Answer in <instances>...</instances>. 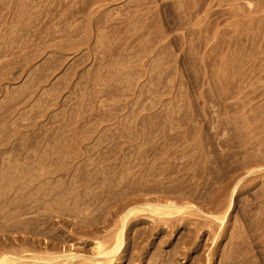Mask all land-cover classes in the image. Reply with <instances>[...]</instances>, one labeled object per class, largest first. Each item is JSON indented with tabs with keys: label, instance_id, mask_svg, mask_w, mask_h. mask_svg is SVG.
Here are the masks:
<instances>
[{
	"label": "rangeland",
	"instance_id": "374dc122",
	"mask_svg": "<svg viewBox=\"0 0 264 264\" xmlns=\"http://www.w3.org/2000/svg\"><path fill=\"white\" fill-rule=\"evenodd\" d=\"M230 197L214 264L238 233L234 262L264 264V0H0V223L68 231L129 198L203 221Z\"/></svg>",
	"mask_w": 264,
	"mask_h": 264
},
{
	"label": "bare ground",
	"instance_id": "6f19581e",
	"mask_svg": "<svg viewBox=\"0 0 264 264\" xmlns=\"http://www.w3.org/2000/svg\"><path fill=\"white\" fill-rule=\"evenodd\" d=\"M168 200L147 201L139 205L141 200L129 198L115 204L106 214L97 212L90 216H77L71 221L76 227L68 231L59 227L44 230L45 222L39 220L36 221L38 223H30L32 230L30 227L23 229L17 223L5 224L10 219L6 217L0 223V230L24 234L12 238L6 236L0 242V264H179L177 258L182 254L189 257L190 252L197 253L192 264H214L212 256L220 250V238L228 235L224 231L229 216L227 212L234 204L231 197L222 216L203 215V221L174 216L184 211L193 215L198 213L191 206L182 209ZM65 222L69 224V221ZM138 225H143V228L137 229ZM219 226L222 231L216 233ZM181 228L187 231L185 245L165 250L164 246L171 242V235ZM206 234L214 236L208 253L201 248L200 240ZM238 234L230 237L229 251L223 254L224 258L230 259L227 264H238L235 259L247 257V251H240L246 238ZM155 236L161 237L159 244H155ZM231 246L235 247L234 256ZM150 247H154V251L149 250Z\"/></svg>",
	"mask_w": 264,
	"mask_h": 264
}]
</instances>
